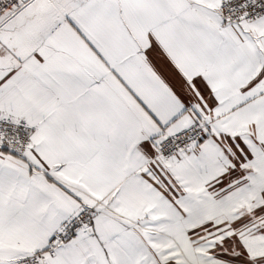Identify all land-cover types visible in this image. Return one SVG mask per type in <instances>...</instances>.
<instances>
[{
	"label": "snow or ice",
	"instance_id": "1",
	"mask_svg": "<svg viewBox=\"0 0 264 264\" xmlns=\"http://www.w3.org/2000/svg\"><path fill=\"white\" fill-rule=\"evenodd\" d=\"M0 264H264V0H0Z\"/></svg>",
	"mask_w": 264,
	"mask_h": 264
}]
</instances>
